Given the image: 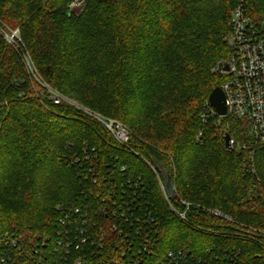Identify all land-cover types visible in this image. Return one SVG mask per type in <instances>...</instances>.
<instances>
[{"label":"trees","instance_id":"trees-1","mask_svg":"<svg viewBox=\"0 0 264 264\" xmlns=\"http://www.w3.org/2000/svg\"><path fill=\"white\" fill-rule=\"evenodd\" d=\"M71 2L0 0V26L19 29L54 90L128 127L132 149L169 172L171 203L189 205L193 227L140 157L84 111L48 100L0 33V235L40 243L56 235L58 207L97 202L100 188L70 162L87 143L103 167L114 157L142 178L158 221L156 258L183 251L200 260L185 264H264V145L227 149L219 118H201L227 80L213 69L231 56L233 11L242 3L263 32L264 0H88L80 12ZM223 121L249 143L244 122Z\"/></svg>","mask_w":264,"mask_h":264},{"label":"built area","instance_id":"built-area-1","mask_svg":"<svg viewBox=\"0 0 264 264\" xmlns=\"http://www.w3.org/2000/svg\"><path fill=\"white\" fill-rule=\"evenodd\" d=\"M87 1L72 0L69 10L83 11ZM229 25L231 30L226 41L231 56L220 61L213 69L214 73L227 77L221 88L226 96L228 113L225 117H219L207 100L201 118L204 124L214 117L219 118V125L226 118L244 122L250 139L248 144L238 142L236 131H231L230 127L223 133L224 136L226 133L231 135V150L252 148L254 154L260 145H264V34L261 26L248 17L242 3L233 11ZM0 33L8 45L21 55L29 75L42 86L50 102L56 105L66 103L84 111L104 126L118 149L149 163L132 149L130 130L124 123L78 105L42 80L30 53L24 48L19 29L0 26ZM226 65L229 67L227 72L224 71ZM70 162L85 182L92 181L95 187L100 188L95 196L97 202L85 205L71 203L58 207L60 215L56 235L40 243L27 242L21 235L1 234L0 264L200 262L183 251H170L162 258H156L158 221L150 209L142 178L130 167L122 165L114 157L103 167L99 164V154L87 143L80 153H75ZM175 195L176 189L173 197ZM173 197L165 194L171 210L181 222L193 227L187 216L189 205L183 202L187 206L186 210L179 211L171 203ZM214 214L224 217L217 212Z\"/></svg>","mask_w":264,"mask_h":264},{"label":"water","instance_id":"water-1","mask_svg":"<svg viewBox=\"0 0 264 264\" xmlns=\"http://www.w3.org/2000/svg\"><path fill=\"white\" fill-rule=\"evenodd\" d=\"M263 32H264V22H263ZM224 71L226 72L229 71L228 65L225 66ZM208 100L211 106L216 110L219 117L227 116L228 110L226 105V96L221 87L215 88L213 92L210 94ZM225 146L227 149L231 148V135L229 133L225 135ZM156 169L160 173L165 194L168 197H173L175 186L169 172L158 167H156Z\"/></svg>","mask_w":264,"mask_h":264},{"label":"rangeland","instance_id":"rangeland-1","mask_svg":"<svg viewBox=\"0 0 264 264\" xmlns=\"http://www.w3.org/2000/svg\"><path fill=\"white\" fill-rule=\"evenodd\" d=\"M219 122H220V120H217V125H219ZM220 126H221L222 129H224V128L227 129V128L230 127L228 121H223V122L221 121V125ZM149 163H146V165L149 167L150 171L158 178L159 183L161 185V180H160L161 176H160V173L157 170H155L156 168L153 166V164L150 161H149Z\"/></svg>","mask_w":264,"mask_h":264}]
</instances>
